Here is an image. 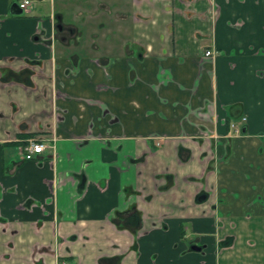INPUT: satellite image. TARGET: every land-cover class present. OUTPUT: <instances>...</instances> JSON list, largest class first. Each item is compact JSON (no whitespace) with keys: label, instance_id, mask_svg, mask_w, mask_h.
<instances>
[{"label":"crops","instance_id":"0c3cea01","mask_svg":"<svg viewBox=\"0 0 264 264\" xmlns=\"http://www.w3.org/2000/svg\"><path fill=\"white\" fill-rule=\"evenodd\" d=\"M19 1L0 0V67L30 85L0 80V264H264V0Z\"/></svg>","mask_w":264,"mask_h":264},{"label":"flooded vegetation","instance_id":"af4514ba","mask_svg":"<svg viewBox=\"0 0 264 264\" xmlns=\"http://www.w3.org/2000/svg\"><path fill=\"white\" fill-rule=\"evenodd\" d=\"M20 2V1H19ZM19 2H18V8H19V11H20V14H27L30 12V8H31V5H32V2L33 0H29V5H28V8L27 10H22L20 7H19ZM57 29L59 31L62 30V25L59 23L58 26H57ZM209 51V54H206V51L204 53L205 56H214V51L213 50H207ZM5 68L3 67H0V80L2 83L4 84H11V83H15V82H18V83H21L22 86H30L28 85V83H26L27 81H24L22 79H19V77H11V78H6L4 76V70ZM246 122V116H241L240 119L238 121H232L229 123V127L232 129V134H235V135H239V134H242L243 133V130H244V123ZM32 141L36 144H42L43 145V148L41 150L40 153L38 154H32L29 158H26L25 156V151H26V148H27V145L29 144V142ZM47 140H44V139H41V138H34V137H26V138H19L16 140V150H17V153L20 157V159L22 161H35V162H39V157L40 155L45 151V150H51L53 155L56 151V146H55V143H56V136L53 134L49 141ZM160 143V142H159ZM157 143V145L159 144ZM53 160H49L50 163H52ZM50 185V184H49ZM193 248H197L196 246H193Z\"/></svg>","mask_w":264,"mask_h":264},{"label":"built area","instance_id":"2783aa9c","mask_svg":"<svg viewBox=\"0 0 264 264\" xmlns=\"http://www.w3.org/2000/svg\"><path fill=\"white\" fill-rule=\"evenodd\" d=\"M28 5H29V0H20V2H19V7L22 10H27ZM206 54H209V51H206ZM42 148H43L42 144H36V143L30 141L29 144L27 145V148L25 151L26 158H29L32 154L40 153ZM61 264H68V263L64 262Z\"/></svg>","mask_w":264,"mask_h":264}]
</instances>
